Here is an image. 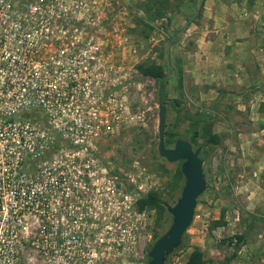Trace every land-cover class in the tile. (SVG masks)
I'll use <instances>...</instances> for the list:
<instances>
[{"label":"rangeland","instance_id":"374dc122","mask_svg":"<svg viewBox=\"0 0 264 264\" xmlns=\"http://www.w3.org/2000/svg\"><path fill=\"white\" fill-rule=\"evenodd\" d=\"M58 2L62 38L91 40L102 51L85 63L96 102L111 92V128L100 126L91 141L97 162L135 202L122 234L114 232L111 248H100L92 264H148L152 245L173 223L167 205L184 185L179 160L158 152L159 79L136 69L145 61L162 65L165 75L174 72L164 81L167 146L178 138L190 142L186 111L208 114L219 135L214 144L202 136L190 142L200 149L206 187L163 264H184L194 248L205 264H264V0ZM146 8L160 17L147 20ZM150 190L159 192L162 207L139 210L136 200Z\"/></svg>","mask_w":264,"mask_h":264},{"label":"built area","instance_id":"2783aa9c","mask_svg":"<svg viewBox=\"0 0 264 264\" xmlns=\"http://www.w3.org/2000/svg\"><path fill=\"white\" fill-rule=\"evenodd\" d=\"M63 8L0 0V264H92L135 203L91 141L111 128L85 63L102 51L62 38Z\"/></svg>","mask_w":264,"mask_h":264},{"label":"water","instance_id":"95a60500","mask_svg":"<svg viewBox=\"0 0 264 264\" xmlns=\"http://www.w3.org/2000/svg\"><path fill=\"white\" fill-rule=\"evenodd\" d=\"M168 64V63H167ZM174 72L164 75L158 82L159 100V128H158V152L169 161L183 160L181 172L184 175V185L181 194L174 205H167L172 214L173 223L167 235L158 238L148 252V264H163L165 255L172 251L180 242V239L190 225L194 208L199 195L206 187L203 172V161L200 157V149L182 138H178L173 147H168L165 142V121L167 109L165 105L164 81Z\"/></svg>","mask_w":264,"mask_h":264},{"label":"trees","instance_id":"16d2710c","mask_svg":"<svg viewBox=\"0 0 264 264\" xmlns=\"http://www.w3.org/2000/svg\"><path fill=\"white\" fill-rule=\"evenodd\" d=\"M155 12L152 14L150 12V9H145V18L147 20H153L156 17H160L161 12L160 11H153ZM136 69L146 77H153L156 79H160L162 76L165 75L164 69L162 65L157 64L155 62H142L139 63L136 66ZM208 114L204 112H185L186 119L190 123V142L195 143L197 136H202L204 138V144H214L217 143L219 140V135L217 133H214L211 131V123L208 120L207 116ZM200 126V129L198 128ZM201 131V132H200ZM167 135V132L165 133V136ZM165 142H169V138H165ZM201 157V156H200ZM183 163V160H180L178 163V170H177V177L179 179L184 178L183 174L181 172V165ZM177 184V183H176ZM161 196L158 191L156 190H150L146 194L142 195L140 198L136 200V205L139 210L145 208V207H162L161 204ZM241 237L238 236V239ZM206 260L203 257V252L199 248H194L191 253L189 254V257L187 261L184 264H205Z\"/></svg>","mask_w":264,"mask_h":264}]
</instances>
